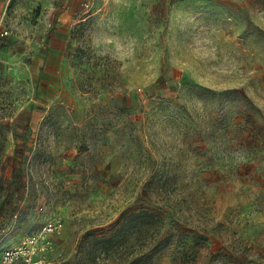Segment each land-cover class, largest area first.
I'll return each instance as SVG.
<instances>
[{
  "label": "rangeland",
  "instance_id": "374dc122",
  "mask_svg": "<svg viewBox=\"0 0 264 264\" xmlns=\"http://www.w3.org/2000/svg\"><path fill=\"white\" fill-rule=\"evenodd\" d=\"M0 26V207L27 145L0 254L58 218L51 264H128L135 235L100 242L146 211L152 264H264V0H0Z\"/></svg>",
  "mask_w": 264,
  "mask_h": 264
},
{
  "label": "trees",
  "instance_id": "16d2710c",
  "mask_svg": "<svg viewBox=\"0 0 264 264\" xmlns=\"http://www.w3.org/2000/svg\"><path fill=\"white\" fill-rule=\"evenodd\" d=\"M26 151L27 145H24L22 150L18 151V155L21 156L20 166H13L11 172V185L14 189L8 194L0 207V216L6 209L9 198L15 192H20L25 188L26 178L23 166L27 161ZM7 160H11V157H8ZM118 226L110 237L103 239L100 243L103 244L106 251L117 245L118 247L122 246V251L126 253L128 247L125 246L127 240L125 236L130 232L135 235V243L131 245L134 252L128 260V264H152L155 253L168 245V238L160 237L164 221L159 214L141 211L124 215ZM124 262V264L127 263L126 261ZM184 262L188 264L185 259Z\"/></svg>",
  "mask_w": 264,
  "mask_h": 264
},
{
  "label": "built area",
  "instance_id": "2783aa9c",
  "mask_svg": "<svg viewBox=\"0 0 264 264\" xmlns=\"http://www.w3.org/2000/svg\"><path fill=\"white\" fill-rule=\"evenodd\" d=\"M9 32L0 26V38ZM60 226L58 218H50L39 235L29 237L22 245L8 248L0 254V264H51L48 254L53 248L52 236Z\"/></svg>",
  "mask_w": 264,
  "mask_h": 264
},
{
  "label": "crops",
  "instance_id": "0c3cea01",
  "mask_svg": "<svg viewBox=\"0 0 264 264\" xmlns=\"http://www.w3.org/2000/svg\"><path fill=\"white\" fill-rule=\"evenodd\" d=\"M74 6H75V5H74V3H73L72 8H73ZM60 19H61V20H66V18H65L64 16L60 17Z\"/></svg>",
  "mask_w": 264,
  "mask_h": 264
}]
</instances>
